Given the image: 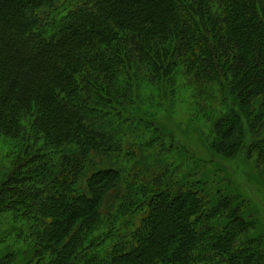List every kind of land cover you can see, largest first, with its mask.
I'll list each match as a JSON object with an SVG mask.
<instances>
[{"label": "trees", "instance_id": "1", "mask_svg": "<svg viewBox=\"0 0 264 264\" xmlns=\"http://www.w3.org/2000/svg\"><path fill=\"white\" fill-rule=\"evenodd\" d=\"M0 145L2 264H264V0H0Z\"/></svg>", "mask_w": 264, "mask_h": 264}, {"label": "rangeland", "instance_id": "2", "mask_svg": "<svg viewBox=\"0 0 264 264\" xmlns=\"http://www.w3.org/2000/svg\"><path fill=\"white\" fill-rule=\"evenodd\" d=\"M146 96L147 94H145L143 98H146ZM144 110H147L146 105L144 106ZM173 112L174 113H170L165 116H163V112H160L158 115V121H160L165 128H172L175 132L174 134L176 138L181 137V141L187 144V148L193 156L197 158L206 156L201 141L192 132H190V129L186 126V124H188V119L185 117V114L187 113L185 107L176 108ZM190 128L192 129V127ZM0 151V158L7 156L5 149L2 148L1 145ZM124 157V155H120L118 162L120 160H124ZM223 169H225V173L229 174L230 180H233L235 185L237 184V186L240 188V193L248 202V214L252 216V219H255L257 223H259L254 235L256 236L260 234V236L263 237L264 179L262 178V172L257 171L252 162L246 161L242 157L234 158L231 161H225ZM122 188L123 187H121V190L119 191L121 193L124 190ZM6 222V217H0V264L3 263L4 258L11 256V254H8L10 252V249L8 248L11 246V242L8 240L5 241L3 239L4 233L8 231ZM1 241H4L5 243L1 244Z\"/></svg>", "mask_w": 264, "mask_h": 264}]
</instances>
